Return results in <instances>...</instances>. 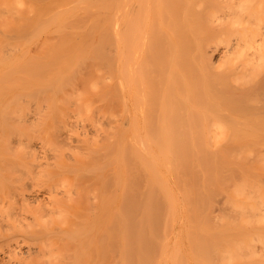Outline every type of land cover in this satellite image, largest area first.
I'll list each match as a JSON object with an SVG mask.
<instances>
[{
	"label": "bare ground",
	"instance_id": "obj_1",
	"mask_svg": "<svg viewBox=\"0 0 264 264\" xmlns=\"http://www.w3.org/2000/svg\"><path fill=\"white\" fill-rule=\"evenodd\" d=\"M0 8L1 260L185 264L250 233L264 216V112L222 86L242 94L264 77V0ZM219 132L228 144L207 152ZM211 194L235 200L215 242L198 243L217 227L201 216Z\"/></svg>",
	"mask_w": 264,
	"mask_h": 264
},
{
	"label": "rangeland",
	"instance_id": "obj_2",
	"mask_svg": "<svg viewBox=\"0 0 264 264\" xmlns=\"http://www.w3.org/2000/svg\"><path fill=\"white\" fill-rule=\"evenodd\" d=\"M1 16H3V11L0 8V17ZM208 54L210 55V58H209V61L211 62L210 64H212L211 69L216 71L215 65L223 63L222 61H220L221 60V49L215 50L212 53L208 52ZM260 78L261 76L259 77V79ZM261 79L263 80L261 81ZM261 79H260V82L256 84H254L255 82H252V81L249 82L251 85L250 84L247 85L248 89L246 93H242V94H239L240 92L239 87L235 85L230 84L228 86H222V87L229 89L231 92L235 94L233 95V100H236L241 95L246 96L245 101L247 100L246 101L247 104L243 109H245L247 112H255V111L259 112L260 110L261 111L263 110L264 112V82H263L264 77L262 76ZM219 83H222V82H219ZM224 88L223 90H225ZM190 117H189V114L187 113V116H186L187 119L185 122L186 123L185 124L186 139H188V137L190 136V132H189L190 128L188 127V124L190 122ZM235 118H236L235 122H237L238 125L244 124L243 122L245 120L241 118L239 115H235ZM208 120L209 119H207L206 121ZM215 135L216 137L214 136L213 139H211L206 145L207 152L209 153H212L215 149L219 148L220 146H223V145L225 146V144L228 142L227 138L229 136L223 133H220V132L215 133ZM187 144H188V140H187ZM262 155H264V152H262ZM209 159L210 158L205 159V160L208 161ZM205 160L201 159V161H205ZM261 183L264 185V180ZM27 187L31 188L30 184L27 185ZM201 199H203V201L209 202L206 207L202 208L201 216L203 218H209L211 220L213 219V221L216 222L217 227L213 229H208L207 231L205 228L204 229L201 228L197 230L196 233H198L199 235L197 237V241L198 243H204L207 241L215 242V240L217 239V236L219 235L220 230L224 228L221 226V224L225 222L224 221L225 219H228V217H230L231 208H229V206L231 205L233 200H235V198L217 197L216 195L211 194L208 196L202 195ZM256 225H257V228L255 227ZM193 233H195V231ZM244 235L245 234H243V236ZM230 242H231L230 250L224 251L215 256L214 255H210L208 257L200 256V258L197 259L196 261L194 262L192 261V263H190L191 261L190 262L186 261L185 264H235V262H239V260L246 261L247 264H264V216L259 217L258 220H255L254 222L251 223L250 233L247 234L245 238L235 237ZM186 246L187 247L190 246L189 241H186ZM0 264H8V263L1 260L0 258Z\"/></svg>",
	"mask_w": 264,
	"mask_h": 264
}]
</instances>
